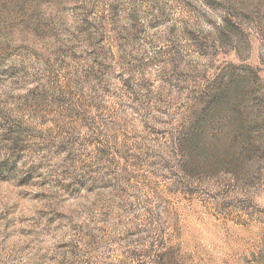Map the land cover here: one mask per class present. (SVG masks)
<instances>
[{
  "label": "rangeland",
  "instance_id": "obj_1",
  "mask_svg": "<svg viewBox=\"0 0 264 264\" xmlns=\"http://www.w3.org/2000/svg\"><path fill=\"white\" fill-rule=\"evenodd\" d=\"M0 264H264V0H0Z\"/></svg>",
  "mask_w": 264,
  "mask_h": 264
}]
</instances>
